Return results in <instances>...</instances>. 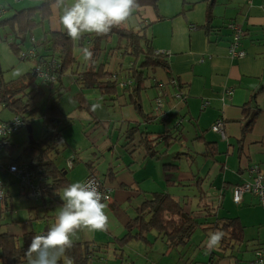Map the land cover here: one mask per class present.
Segmentation results:
<instances>
[{
  "label": "crops",
  "instance_id": "0c3cea01",
  "mask_svg": "<svg viewBox=\"0 0 264 264\" xmlns=\"http://www.w3.org/2000/svg\"><path fill=\"white\" fill-rule=\"evenodd\" d=\"M38 2L0 0V6L6 9L8 15L15 8L30 7ZM178 2L173 0L175 8L171 11L158 10V13L150 6L145 7L140 10V15L134 14L128 20L134 31L139 29L141 19L149 26L152 23L169 26L161 34L156 48L167 53L164 55L169 67L167 72L159 65L153 70L146 69L145 83L140 85L143 88L134 91L131 87L129 92H133H130L131 95L128 93L129 97L122 95L121 88L117 90L119 96L112 95L109 99L101 96L97 89L85 92L86 97L95 98L98 107L93 110L91 104L93 114H89L88 127L94 126L91 132L94 131L96 135L91 139L86 158L81 160L85 161L86 174L89 170L87 165L90 164L94 173L113 188L110 200L102 202L106 205L107 229L78 230L80 239L73 241L88 242L94 248L106 247L103 258L99 262L94 260V264H108L110 260H120L119 264H123V259L126 264H130V261L138 264L136 259H131L133 252H127V249L133 242L140 241H131L124 247L123 259L115 256L111 248L117 246L115 238L123 234L129 218L135 216L136 208L153 192H168L183 205L187 213L198 220L239 219L243 225L242 240L232 242L231 248L225 249V257L216 264H247L253 257L255 247L264 242V206L259 205L255 195L247 192L239 203L232 200V187L252 179V164L257 163L264 172V0ZM55 7L57 2L50 5L52 16ZM67 7H71V4ZM182 10L191 13L183 14ZM230 23H235L244 32L239 48L245 51V55L241 58H233L229 54L232 31L227 26ZM50 26V31L66 32L59 23ZM118 54L112 53L107 64L110 73H116L118 65H122ZM32 60L36 65L37 59ZM171 79L177 83H170ZM150 88H154V91L147 92ZM229 88L232 92L227 95L225 91ZM178 92L184 95V100L178 98ZM148 95H152V99L160 97L162 100L161 107L155 106L156 112L145 107L143 96L149 100ZM134 98L139 101L137 109L133 104ZM203 103L207 105L203 106ZM63 112V117L70 122L67 128L72 120ZM254 114L251 130L241 136L243 124ZM178 118L179 124L175 125ZM219 118L225 123L226 139L211 130V125ZM133 125H137L139 130L129 143L131 139L122 135L127 127ZM141 132L160 136L161 140L153 147V151H158L155 157L148 156L146 148L138 145ZM60 135L62 138V132ZM207 142L215 143L217 153L214 158L207 156ZM59 146L55 161L60 163V168H65L69 160V164H73L80 159L78 154L82 150L71 147V158L59 160L62 150L69 145L62 139ZM85 176L70 177L71 180L66 178L70 183L83 182ZM2 177L8 175H0ZM9 178L14 177L9 175ZM1 180L5 199L0 203V232L15 237L29 232L43 235L54 224L55 211L65 204L61 199L63 191L54 198L56 201L48 197L44 202L33 201L37 203L32 205L21 199V196H25L21 187L14 195L12 189L7 188V181ZM56 204L59 206L55 209ZM208 238L209 235H205L197 244L201 250H205L204 255L209 254ZM141 244L135 245L136 250H144L146 259L133 254L140 258L141 264H156L148 259L147 246ZM213 249L216 250V247ZM171 252L164 255L170 257L163 264H185L183 259L188 254L184 248L178 249L176 258ZM183 253V258H180ZM26 258L27 261L21 264H29L27 255ZM32 258H35V254H32ZM59 260H62L61 264L69 263L63 254Z\"/></svg>",
  "mask_w": 264,
  "mask_h": 264
},
{
  "label": "trees",
  "instance_id": "16d2710c",
  "mask_svg": "<svg viewBox=\"0 0 264 264\" xmlns=\"http://www.w3.org/2000/svg\"><path fill=\"white\" fill-rule=\"evenodd\" d=\"M38 1L37 4L30 7L21 9L15 8L13 12L8 15H6V9L0 6L3 8L5 14L0 18V37L2 33H10V49L12 51H21L19 45L24 41L25 35L31 33L32 29L41 25L45 19L50 18V5L55 3L56 0ZM184 3L185 0H182V4ZM148 6L152 7L153 10L158 13V0H137L132 15H140V10ZM148 26L149 23L141 19L139 29L134 31L129 26V21H127L124 24L113 27L111 31L105 35L98 36L94 33H84L79 40H76V43L67 35V32L62 30H44L41 36V51L36 49L37 46H35L33 47L35 51L34 57L30 58L27 55L23 59H37L36 64L51 61L57 64V68L54 70L55 81L53 87L51 85L52 92L46 99V108L43 113L44 117L50 120L52 128L50 127L46 131V134L39 139L30 137L29 140L24 143L21 152L14 158H12V154L15 144L10 143V137L26 124V116H24V113L27 111L32 113L34 111L35 107L34 109H31V107L35 106L44 94L43 83L45 81L38 79L31 74V71H28L23 76V79L16 81L10 80L4 83V87H0V106L12 111L22 122V125L19 126L17 130L7 135H0V140L2 141L0 159L4 162V167L10 164H25L30 170L34 171L35 174L45 177L43 181V184L46 186L45 197L41 202L46 201L48 197H50V199L56 198L70 183L64 174L65 168H60L55 161V157L60 151L59 145L62 143L60 134L70 123L66 121V119L62 122L58 121V115H62V113L59 111L57 103L60 99V95L65 89L63 79L66 72L70 69V73L74 75V80L80 88V92L77 95L80 101L79 107H85L83 90L97 89L101 96H105L109 99V96L112 95L119 96L117 90L121 88L122 95L129 97L131 95L130 92H133H129L131 87L134 91L143 88L140 87V85L143 80H145L144 71L146 69L151 68L153 70L156 68V65H159L166 72L169 70L168 64L164 59V55H167V53L155 51L151 45V37H146L145 32ZM113 34L118 36L116 47L108 48L105 44L100 45L101 41L108 42L109 39L111 40ZM4 39L7 40V38ZM18 40L19 42H17ZM231 40L232 39H230L229 42H231ZM85 41L90 43L88 49L93 55L90 60L84 61L82 66L79 65L74 67L73 64L77 62L73 54L74 46L82 45L84 47ZM114 52L118 54L119 57L123 56V54L133 55L134 59L129 66L119 64L117 72L110 73L107 69V64ZM171 80L175 81V83L172 84L175 85L177 83L175 79ZM171 80L169 81L170 83ZM120 83H123L124 86L120 87ZM133 104L136 108L139 104L137 98H134ZM89 113H91V115L93 114L90 110ZM255 116L256 114L245 121L241 129V136H244L246 132L251 130ZM12 120H0V124L8 125ZM138 130L137 125L127 127L122 136L126 139H131L129 142L131 143L132 137ZM139 135L138 145L146 148L148 156L151 158L155 157L158 151H153V147L161 140L160 136H153L148 132H141ZM49 140H52V143H49ZM206 145L207 156L214 158L217 153L215 143L207 142ZM87 166L89 169L88 171H91L90 164ZM4 174L10 175L18 181L13 174H9L5 170L0 173L2 176ZM20 187L24 190L25 194L24 187L21 185ZM3 194V198L5 199V193ZM53 201H56V199ZM259 204L261 203L259 202ZM202 227L205 232L210 231L212 233L216 230H220L223 231L225 235L220 241L219 246L216 247V250L209 249L207 251L209 254L207 255L206 261L195 260L191 259L190 256H185L183 259L185 264H216L225 257V249L231 248L232 242H239L242 240L243 225L237 217L214 218L213 220L205 218L203 220H198L191 216L190 213H187L183 205L168 192H153L136 208V214L134 217L129 218L123 234L115 238L117 246L114 247L115 245H113L111 249L112 251L114 250L115 256H121L119 258L123 259L124 247H127L129 242L140 241L152 244L155 240L160 239L165 245V248L171 251L186 246L189 243L192 232ZM47 230L44 234L47 233ZM151 231H155L156 235L150 239L148 234ZM34 236L36 235L32 232L26 233L22 237H15L0 232L1 264H21L26 262V249L29 247ZM263 245L264 242L255 247L253 250V257L247 264L253 263L256 249ZM105 248L106 247L94 248L88 242H73L72 247L67 248L63 255L66 261L71 264H91L94 257L97 262L103 258L102 254L105 252ZM183 255L184 253L180 255V258H183ZM61 262L62 260H59L58 264H61ZM132 262L133 261H130L129 263L132 264Z\"/></svg>",
  "mask_w": 264,
  "mask_h": 264
},
{
  "label": "rangeland",
  "instance_id": "374dc122",
  "mask_svg": "<svg viewBox=\"0 0 264 264\" xmlns=\"http://www.w3.org/2000/svg\"><path fill=\"white\" fill-rule=\"evenodd\" d=\"M182 2V0H181ZM179 0V4L181 3ZM74 3V0H64L63 4H57V7H55L54 12H53V16L51 14L49 19H45L43 21V23L35 28L32 29L31 33H28L25 35L24 37V41L22 42V44L19 45V48L21 51H12L10 49V33L5 34L2 33L1 37H0V87H4V83L10 81V80H19V79H23V76L25 75V73L30 69H32L35 65L34 61L32 59H23L20 57V53L22 52H27L28 49L35 47V45H37V48L39 51H41L42 47L40 46L41 44V36L43 35L44 30H48L50 29V25L53 23H59V18L60 16L63 15L64 9L67 8L68 5H72ZM179 6V5H178ZM175 8V5L173 4V0H158V10H163L165 11L166 9H173ZM177 8V5H176ZM58 9V10H57ZM181 10V9H180ZM183 12V14H189L191 13V11H181ZM60 28L63 29L62 25H60ZM154 27V29H153ZM169 26H167V24L165 23H161V24H155L152 23L149 27H146V37H151V45L154 46V50L155 51H160V50H156V48H158L157 46H159V40L161 41V34L165 33V31H167ZM155 32V34L153 33ZM111 40L109 39L108 42L106 41H101L100 45H106V47L110 48V47H116L117 45V39L118 36L116 34H113L111 36ZM4 38H7V40H5ZM76 43V41H75ZM84 47L82 45L78 46L75 45L74 49H73V54L76 58V63L73 64L74 67L76 66H82V63L85 61L84 56H83V49L85 48H89L90 43L88 42H84ZM36 48V49H37ZM118 51V50H117ZM119 53V51H118ZM120 55V53H119ZM122 59V65L123 66H129L131 64V62L134 59L133 55H128V54H123V56H121ZM140 60V59H139ZM29 70V71H30ZM146 72V70L144 71ZM74 75L70 73V69L66 72L65 77L63 79L64 82V91L63 93L60 95V100L58 101V106L59 108L64 111L63 113L67 114V118L71 121V125L67 128H64L62 131V139H64L65 142H68V147H65L62 152L61 155L59 157V160L62 159L64 160V158H71V147L74 148V150L76 149H81V153L78 154V157L80 159H76L74 161V163H71V166L69 164V162H71V160H69L66 163L65 170H66V177L68 179H70V177L73 178H80L81 176L84 177L86 174V168H85V161L81 160V158L87 156V150H89V145L91 144V139L93 136L96 135V133L92 131L93 127L91 125V127H88V123H89V119L90 116L89 114V110L91 111V104L92 107L93 105H97V101H95V98L93 97H86L84 94L87 90H83V100H84V105L85 107H79L80 106V101L77 98L78 93L80 92V88L78 87V85L75 84L74 82ZM145 83V80L143 81ZM55 86V85H54ZM43 90H44V94L41 96V98L39 99L38 103L35 106H32L31 109H34V111L31 112H25L24 116H26V124L19 128L14 134L11 135L10 137V143L15 144L13 147V154H12V158L16 157L22 150L24 143L29 140V138H33V139H39L40 137H42L44 134H46V131L52 126L50 123V120L45 118L43 113L45 111L46 108V99L48 98V95H51V84L50 83H43ZM62 90V89H60ZM154 91V88H150L147 90V92H151ZM144 94V91H143ZM142 94V95H143ZM150 97L149 100L144 99V104L145 107H147L149 110L151 111H157L156 109V99H152V95H148ZM155 102V105H154ZM59 109V111H60ZM96 110V108H95ZM62 111H60L62 113ZM14 113L12 111H10L7 108H3L0 106V120L2 121H8V120H12L14 118ZM63 114H59L58 118H63L62 117ZM31 128V131L29 132L27 127ZM49 143H52V140L48 141ZM62 164H64V161H62ZM60 165V163L58 164ZM2 179L1 181H7V188H11L12 189V194L16 195L19 190H20V185L19 182L16 181L14 178H9L8 177H2L0 178ZM71 180V179H70ZM81 180V179H79ZM84 180V179H83ZM77 182V181H74ZM4 185H6V182H4ZM6 189V187H5ZM26 196V195H25ZM25 196H21V199L28 203V204H32L34 205L33 201L28 200ZM41 201V200H40ZM38 201V202H40ZM1 203V202H0ZM261 205V204H259ZM59 205L56 204L55 205V209L58 207ZM263 206V205H261ZM58 211V210H56ZM55 213L57 214L58 212ZM235 211V210H234ZM51 221V220H50ZM53 223V222H52ZM53 225V224H52ZM249 231V229H247V232ZM210 233L207 231L205 232L204 230H201V228H197L195 229L194 232H192L190 239H189V243L186 246H182V248L185 249V251L187 252L188 256L191 257V259H195V260H201V259H206L207 255H204L203 252H205V250H201L198 247V243L200 242V240L205 236V235H209ZM156 235L155 231H151L148 236L149 238H153V236ZM80 239V233L76 232L73 236H72V241H76ZM143 242H133V245H131L128 249L127 252H133L135 254H137L138 256H141V258L146 259L145 256V252L144 250H136L137 246L135 245H140L142 246ZM145 246H147V250H148V259L150 261H153L156 264H163V263H167V261L169 260L170 256H164L165 254L168 253L169 250H167L165 248V245L163 244V242L159 239V240H155L152 244H148V243H143ZM179 249V248H178ZM178 249H173L171 254L174 258L178 257ZM217 249V248H216ZM131 254V259L134 258L137 260L138 264H141V261L139 260L140 258H138L137 256H135L134 254ZM105 254V253H104ZM57 255H59L57 253ZM109 255V254H108ZM106 255V256H108ZM60 256V255H59ZM95 260V257L93 258ZM112 259V257H111ZM94 260H92L91 264H94ZM108 264H119L121 263V261H116V262H112V260H110L109 262H107ZM123 264H126V260L124 259V261H122ZM69 264V263H68ZM90 264V263H88ZM180 264H184L183 262Z\"/></svg>",
  "mask_w": 264,
  "mask_h": 264
},
{
  "label": "clouds",
  "instance_id": "9594fccd",
  "mask_svg": "<svg viewBox=\"0 0 264 264\" xmlns=\"http://www.w3.org/2000/svg\"><path fill=\"white\" fill-rule=\"evenodd\" d=\"M56 2L63 4L64 0ZM136 4L137 0H74L71 7L64 9L59 24L73 41L79 40L84 33L105 35L113 27L127 22ZM82 51L85 61L90 60L93 53L87 48ZM179 93L181 92L177 94ZM181 100H184V95ZM96 107L98 105H93V110ZM179 119L175 125L179 124ZM61 199L65 204L59 209L54 224L48 228L46 234L36 235L31 240L26 253L29 264H58L59 255L72 247V236L78 230L104 231L108 227L106 205L102 203L104 196L94 180L69 183L63 189ZM224 235L220 230L210 233L207 248L218 247ZM32 254H35V258H32Z\"/></svg>",
  "mask_w": 264,
  "mask_h": 264
},
{
  "label": "built area",
  "instance_id": "2783aa9c",
  "mask_svg": "<svg viewBox=\"0 0 264 264\" xmlns=\"http://www.w3.org/2000/svg\"><path fill=\"white\" fill-rule=\"evenodd\" d=\"M4 14L3 8L0 7V18ZM228 27L232 30L231 34V42L229 43V54L233 58H241L245 55L244 50L239 48L240 38L244 34L243 30L237 26L236 24L230 23ZM30 58L34 57L35 51L33 48L27 50V52L20 53L21 58H25L26 56ZM57 68V64L53 61L37 63L31 70V74L45 81L47 83L53 84L55 81L54 70ZM171 83H175L174 80H171ZM124 84L120 83V87H123ZM226 94L229 95L232 92V89L229 88L226 91ZM178 97L182 99V94H177ZM156 104L158 107L162 105L161 99H156ZM207 103H203L205 106ZM22 125L21 119L18 116H15L11 123L8 125L0 124V135H7L15 130L19 126ZM211 130L220 135L222 139H226V135L224 132V121L219 118L215 120L213 125L211 126ZM2 145V141H0V147ZM6 168V169H5ZM7 171L9 174H13L17 179L19 184L24 187L25 195L33 200L40 201L45 197V185L43 181L45 177L35 174L34 171L30 170L27 165L21 164H10L6 167L0 166V173L3 171ZM250 172L252 173V179L250 181H243L240 184L233 186L232 189V198L233 201L239 202L244 193H251L255 195L259 202L264 205V172L259 167L257 163H254L250 167ZM94 180L96 185L98 186V190L103 193L104 199L102 201H108L113 192V188L106 185L104 182L98 180L93 174H89L84 181ZM4 188L3 183L0 182V202L4 197ZM252 264H264V245L256 249L254 253V260Z\"/></svg>",
  "mask_w": 264,
  "mask_h": 264
},
{
  "label": "bare ground",
  "instance_id": "6f19581e",
  "mask_svg": "<svg viewBox=\"0 0 264 264\" xmlns=\"http://www.w3.org/2000/svg\"><path fill=\"white\" fill-rule=\"evenodd\" d=\"M63 117V116H62ZM66 118H59L58 119V121L59 122H62L63 120H65ZM1 141V140H0ZM0 166H2V167H4L5 165H4V162L0 159ZM70 166H71V163H70ZM28 167V166H27ZM29 168V167H28ZM89 174H93L98 180H100V181H102V182H104V180L103 179H101V178H99L95 173H94V171L93 170H91V171H87V174H86V176H85V178L89 175ZM85 178H84V180H85Z\"/></svg>",
  "mask_w": 264,
  "mask_h": 264
},
{
  "label": "water",
  "instance_id": "95a60500",
  "mask_svg": "<svg viewBox=\"0 0 264 264\" xmlns=\"http://www.w3.org/2000/svg\"><path fill=\"white\" fill-rule=\"evenodd\" d=\"M17 42H19V40ZM27 129H28L29 132L31 131V128L29 126L27 127Z\"/></svg>",
  "mask_w": 264,
  "mask_h": 264
}]
</instances>
